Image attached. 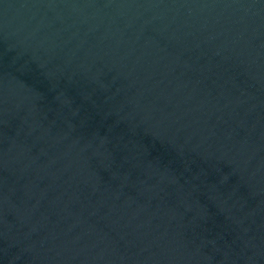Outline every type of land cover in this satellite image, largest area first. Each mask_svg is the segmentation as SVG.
<instances>
[{"label": "water", "instance_id": "95a60500", "mask_svg": "<svg viewBox=\"0 0 264 264\" xmlns=\"http://www.w3.org/2000/svg\"><path fill=\"white\" fill-rule=\"evenodd\" d=\"M0 264H264V0H0Z\"/></svg>", "mask_w": 264, "mask_h": 264}]
</instances>
